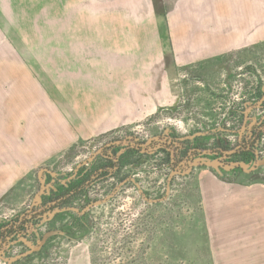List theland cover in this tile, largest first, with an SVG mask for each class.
<instances>
[{"label":"rangeland","instance_id":"obj_1","mask_svg":"<svg viewBox=\"0 0 264 264\" xmlns=\"http://www.w3.org/2000/svg\"><path fill=\"white\" fill-rule=\"evenodd\" d=\"M66 1L70 4L77 0ZM81 1L78 8L64 7L61 14L58 0H0L1 219L40 205L43 195L56 191L82 169L89 171L105 163L99 152L106 146H118L115 155H120L126 145L131 149L135 142L146 145L153 139L202 132L205 127L221 125V121L229 127H241V116L251 113L242 107L258 100V88L264 89V0H208L215 9L216 22L211 23L215 29L229 8L233 12L238 26L233 33L236 44L211 48L202 59L188 62L177 60L172 51L162 6L154 12L149 0H113L109 23L103 22L102 16L108 13L102 11L100 0H95L96 8L90 9L85 6L86 0ZM56 31L93 32L88 40H67L66 45L62 40L63 47L57 48L52 39ZM103 32L111 33V39L103 41ZM103 43L112 47L121 44L127 49L125 56L112 55L121 70L112 69L110 81L100 68L89 74L94 78L93 85L85 82L86 71L80 72L78 82L70 65L60 68L53 61L55 49L62 51L68 62L70 48L85 50L88 44L96 49V63H102L106 60ZM23 53L32 58L36 71L20 62ZM120 79L123 86H109ZM40 80L47 94H57L60 106L73 117V124L59 125L55 117L51 120V113H46V118L41 114L39 124L26 119L28 107L33 106L30 101L36 97L30 87V101L26 105L12 103L14 117L13 111L8 113V95L11 101H19L21 88L28 85L43 92ZM105 114L115 120L112 129L80 137L69 148L63 142V149L49 158L28 159L32 149L45 145L38 135L30 141L28 132L46 135L51 131L48 122H53L58 131H72L76 123L83 127L81 118L98 120ZM261 115L258 111L255 117ZM225 133L231 142L237 138L230 131ZM160 148L157 145L146 153L125 157L121 169L100 177L84 194L93 201L101 199L83 209L89 208L87 220L91 225L85 235L68 239L67 233L58 232L48 250L22 264H213L206 213L220 207L228 208L226 213L230 214L236 202L229 194L237 184L249 188L254 182L264 184V136L256 163L234 170L223 160L198 157L174 168L169 150ZM83 203L79 201L76 209L65 211L55 227L70 221L76 226L75 213ZM39 227L46 231L45 224ZM15 244L18 246L13 252L24 248ZM0 264H8L5 253H0Z\"/></svg>","mask_w":264,"mask_h":264},{"label":"crops","instance_id":"obj_2","mask_svg":"<svg viewBox=\"0 0 264 264\" xmlns=\"http://www.w3.org/2000/svg\"><path fill=\"white\" fill-rule=\"evenodd\" d=\"M112 1L113 0L98 1V4H100L103 9L102 11L106 9V14L108 13V15L102 16L103 22H111L110 12L114 9L111 6ZM203 1L204 0H202V2ZM84 2L86 3L85 6L87 9L96 8L97 6L95 0H86ZM208 2L207 0V2L205 1L201 4L200 1L195 0H149V7H151L154 12H156V10L160 11V6L164 8V18H166L168 24L171 48L177 60H182L183 62L200 60L202 57L206 56L207 51L211 48H224L225 46L236 44L235 41L237 37H234L233 33L238 29V26L233 19L231 14L233 12L231 9H228V15L221 17L219 25L215 29L211 24L216 22L214 5ZM82 3V1L79 3V0H77L70 1V4H68V2L64 3L63 0H58L60 6L57 5V7L58 10L61 8L62 14L64 13L62 10L64 7H70L71 9L74 7L78 8ZM228 5L231 6L230 3ZM87 14L88 12L86 16ZM71 17L74 16L71 15ZM78 21L77 17V22ZM209 24H211V27ZM55 27L59 29L58 25ZM82 32L56 31L52 33V39L55 40V47H63L62 40H65V45L68 44L66 42L67 40H70V43L74 39L88 40L93 31ZM217 33H219V36H216ZM110 34L111 33L103 32V41H107L106 38H108V40L111 39ZM88 46L87 44L85 50L70 48L68 52H70L71 58L67 59L68 62L64 59V53L59 49L58 51L55 49L53 61L56 65H60V68H67L70 65L71 71H75L77 74L76 80L78 82L81 81L79 75L86 71L88 75L86 74L87 79H85V82H91L88 83L90 85L94 84V78L89 77V74L95 71H101L100 68L102 69L103 75L108 76V80L111 78L110 72L112 69L121 70L119 65L116 66L117 62L113 59L112 55H127L126 47L121 46V44H114L112 47L110 43L109 45L103 43L101 49H103L104 56L106 55V60L102 63H96V49ZM20 62L30 71H36V68L33 66L34 63L32 62V58H27L24 53L23 57L20 58ZM7 66L8 68L11 67V72L14 71V68L9 63V59L7 60ZM40 70H42V68ZM115 75L118 77L119 73L117 72ZM60 79H62V77H60ZM120 80H113L114 83L110 82L109 86H123L124 82ZM38 82L45 94L31 85H28V87L23 86V88H21L22 95L19 97V101H11L10 95H8V113L13 111L14 117V106L12 107V103L15 104V102H17L18 104L26 105L25 103L30 101L27 100V98L30 99L29 96H31L29 89L33 88L36 97L34 96V101L33 99L30 101L31 104L33 103V106L28 107L26 119L33 121L34 124H39V118H42L40 117L41 114H44V118H46L48 117L46 113H51V120L55 117L59 121V125L65 126L67 123H72L73 117L60 106L57 94L56 97L47 94L48 91L42 85L41 80ZM125 86L127 87V85ZM8 91L9 89L7 92ZM35 112L37 116L34 115ZM111 117V114H105L104 116H100L98 120L89 117L81 118L83 120V127H79L76 123L75 126H71V128H73L72 131H69L67 128H65L64 131H58L56 128H53L55 125L53 122H48L47 125L50 126L51 131L47 132L46 135L45 133L40 134V131H35L33 134L28 132L27 135L30 137V141L33 135H38L36 137H40L39 139L45 144L44 147L39 150L32 149L28 159L32 161L40 157L49 158L63 149V142H65L67 148H69L80 137H87L104 130L112 129L115 126V120L111 119ZM63 120L65 123H63ZM45 122L46 121H44V124L46 125ZM226 194L228 195V193L223 192V195ZM229 195H233L232 200L236 202L234 204L235 206L229 209L230 214L226 213L228 208L214 207L210 212L208 211L206 213L205 217L213 264H264V184L254 182L250 188L237 184L236 188L233 189Z\"/></svg>","mask_w":264,"mask_h":264},{"label":"trees","instance_id":"obj_3","mask_svg":"<svg viewBox=\"0 0 264 264\" xmlns=\"http://www.w3.org/2000/svg\"><path fill=\"white\" fill-rule=\"evenodd\" d=\"M257 98L259 99L246 102V106L242 107L241 110L251 113L241 116V127L235 125L229 127L225 121H221V125L213 126V128L205 127L202 132H191L185 136L172 137L173 139L168 137L153 139L146 145L135 142L131 149L129 145H126L125 151L120 155H115L118 146L104 147L99 152V158L104 159L105 163L94 166L89 171L82 169L75 178L62 183L56 191L54 189L43 195L40 205L24 209L7 219L0 218V253L2 255L5 253L8 264H22L25 259L40 255L46 248L48 250L50 241L58 232L67 233L68 239L78 234L85 235L91 226L87 220L88 210L93 205L87 211L83 209L95 201L90 195L84 194L95 185L100 177L121 169L125 157L134 152L146 153L154 146L157 148L158 145V149L162 146L160 150H169V162L174 168L197 157L215 161L223 160L231 170L241 169L244 165L253 166L259 156V144L264 136V89L258 88ZM231 110L235 111V108L232 107ZM258 111H261L262 118L255 117ZM226 131H230V134L237 137L234 142L228 139ZM79 201L84 203L75 213L74 219H77V225L75 226V222L70 221L66 225L55 227V221H61L65 211L76 209ZM96 201H101V199ZM39 224H45V232ZM48 224L54 227L50 229ZM47 232L49 234L45 235ZM15 243L21 244L24 248L13 252V249L18 246ZM11 250L12 254H10Z\"/></svg>","mask_w":264,"mask_h":264},{"label":"water","instance_id":"obj_4","mask_svg":"<svg viewBox=\"0 0 264 264\" xmlns=\"http://www.w3.org/2000/svg\"><path fill=\"white\" fill-rule=\"evenodd\" d=\"M41 183L43 184V180L41 179ZM98 203H100V201H95L94 203H90L89 205H88V207H91L92 205H94V204H98Z\"/></svg>","mask_w":264,"mask_h":264}]
</instances>
